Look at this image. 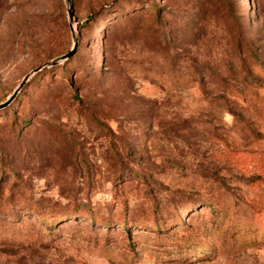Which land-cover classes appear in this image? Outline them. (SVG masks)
Returning <instances> with one entry per match:
<instances>
[{
  "label": "rangeland",
  "instance_id": "rangeland-1",
  "mask_svg": "<svg viewBox=\"0 0 264 264\" xmlns=\"http://www.w3.org/2000/svg\"><path fill=\"white\" fill-rule=\"evenodd\" d=\"M39 67L0 264H264V0H0V104Z\"/></svg>",
  "mask_w": 264,
  "mask_h": 264
},
{
  "label": "water",
  "instance_id": "water-1",
  "mask_svg": "<svg viewBox=\"0 0 264 264\" xmlns=\"http://www.w3.org/2000/svg\"><path fill=\"white\" fill-rule=\"evenodd\" d=\"M67 1L69 2V0H67ZM68 18L71 21V19H72V12L71 11L68 12ZM71 32H72L73 38H75L73 28H71ZM76 45H77V42L74 41V46H73L72 50L69 53H67L66 55H63L60 58H58L57 61H63V60H66V59L70 58L74 54V52H75ZM54 63L55 62H53L51 64H54ZM40 69H41V67L33 70L29 75H27V76H25L23 78V80L21 81V83L19 84V86L13 91L12 95L3 104H0V110L6 108L8 105H10L12 103V101L14 100L15 96L18 94V92L21 89V87L29 80V78L32 75H34L35 73H37Z\"/></svg>",
  "mask_w": 264,
  "mask_h": 264
}]
</instances>
